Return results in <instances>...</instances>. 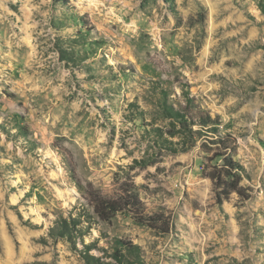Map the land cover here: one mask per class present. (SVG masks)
I'll return each mask as SVG.
<instances>
[{
	"label": "rangeland",
	"instance_id": "rangeland-1",
	"mask_svg": "<svg viewBox=\"0 0 264 264\" xmlns=\"http://www.w3.org/2000/svg\"><path fill=\"white\" fill-rule=\"evenodd\" d=\"M224 135L246 201L206 178ZM0 264H264V0H0Z\"/></svg>",
	"mask_w": 264,
	"mask_h": 264
},
{
	"label": "trees",
	"instance_id": "trees-1",
	"mask_svg": "<svg viewBox=\"0 0 264 264\" xmlns=\"http://www.w3.org/2000/svg\"><path fill=\"white\" fill-rule=\"evenodd\" d=\"M217 117L211 119L210 115L205 114L203 117H194L190 115H182L177 121V125L173 128L175 131L169 133L171 138H177L176 143L168 142L172 147L170 151L172 154L186 153L196 145V139L199 135L201 137H208L209 133L205 129L209 126L219 125ZM233 138L229 135L218 136L216 140L207 142L212 145H218V149L223 152L221 156L222 164L217 167H212L210 173L206 176L211 181L213 192L217 200H226L231 194H236L238 198L246 201L249 196L245 195V190L240 186L241 178L244 169L231 159H227L226 155L230 151V143ZM217 157V155L215 156ZM210 163L213 159L208 160ZM89 203L92 207L94 215L101 221L107 222L117 214H127L136 223L147 226H158L164 222L163 218L159 217H144L142 214V205L140 201L133 196L106 197L97 191H90L88 193ZM64 226L60 229L66 236L73 234L75 226L73 220L69 223L63 221ZM161 226V225H160ZM155 228V227H152ZM124 248L131 254L136 255L139 248L130 242L123 243ZM117 259L119 257L115 256Z\"/></svg>",
	"mask_w": 264,
	"mask_h": 264
}]
</instances>
